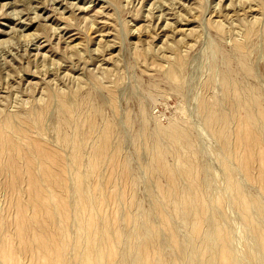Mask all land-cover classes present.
Listing matches in <instances>:
<instances>
[{
  "label": "rangeland",
  "instance_id": "374dc122",
  "mask_svg": "<svg viewBox=\"0 0 264 264\" xmlns=\"http://www.w3.org/2000/svg\"><path fill=\"white\" fill-rule=\"evenodd\" d=\"M5 114L43 178L0 162V264H264V0H0Z\"/></svg>",
  "mask_w": 264,
  "mask_h": 264
},
{
  "label": "bare ground",
  "instance_id": "6f19581e",
  "mask_svg": "<svg viewBox=\"0 0 264 264\" xmlns=\"http://www.w3.org/2000/svg\"><path fill=\"white\" fill-rule=\"evenodd\" d=\"M229 81H230V79H229ZM229 84H231V83H229ZM230 89L232 90V86L231 85H230ZM241 94H242V96H241V100L242 101H240V102H243V103L247 104V101H246L247 97L245 96V94L243 92H241ZM242 97H243V99H242ZM236 98H237L236 97V94L235 95L228 94V96L226 97V100H228L229 102L232 103L231 106H233V105L235 106L236 101H237ZM61 99L63 100V103L61 104L63 110H65L66 112H68L69 111V105H67V103L65 102L63 96H61ZM250 114L251 113L248 112V113H246V117L244 115L243 123L241 125L242 128H244V124H246V126H248V127H245V128L248 129L249 128V125L251 124V121L254 123V118ZM10 115L11 114H9V115H6L5 114V116H1L0 117V162L3 163V161H4L5 162V166H6V168L2 171V173H4V175H6V176L7 175H10L11 173H17L16 172V171H18L17 170V164H18L17 163V161H18L17 158H19L18 156H20V154H22V153L23 154L25 153V155L28 154V153L29 154L31 153V156L29 154L27 155V156H30V160L28 161V164L27 165H28V167H32V170L29 172L30 175H28L29 176V179H30L29 182L31 184H33V186L31 185L32 188H33L32 191H34L36 189L37 190H40V187H39L40 182H39V180L42 181L41 178H43V176L41 174H39L38 172H36L37 165L33 164V162L31 161L32 153L35 154V151L38 150V149L33 146L34 147L33 150H28L29 148L26 149L27 144L24 143V142H22V139H20V140L17 139V138L14 139V137L20 136L21 134H23V132H22V130L19 127H17L16 125H14L12 123V119H11V116ZM43 115H44V110H41L38 114H35L34 118L32 120H30V122L33 121L37 126H40V124L42 122V119H43ZM228 116L229 115H228L227 112L226 113H223V112H218L217 113L214 110L213 111L210 110L208 117L211 118L213 121L218 120L221 117L224 120V122H225L228 119ZM67 117L68 116H66V118ZM75 118H76L75 116H72V118H69V120L75 121ZM254 128H255V131H256V127H254ZM239 132H240V129H239ZM256 132H254V134L252 135L253 136L252 139L247 143V146H246L247 150L245 151V159H244V162H243L242 166L244 167V169L246 171H248V169L251 167V164L253 162H255V161L258 162L259 160H261L263 167L261 168V170L259 172V175H257V176L253 175L252 177L254 179H257L261 183H262V180H263L262 185L264 187V153L260 154L259 156H255L252 153V151H250L251 146H252V142L251 141L255 142L256 144H258V143L259 144H264V137H263L262 132L261 131L258 132L259 133V136L256 135ZM64 139H67L68 140L69 138L68 137L67 138L65 137ZM107 139H108V131L105 133V135H103V137L100 140L99 146L96 148L97 149L98 156H101V155H103V153H105V150L107 149ZM69 140H71V138ZM223 140H224V143H226V139H223ZM61 142L64 143V141H61ZM22 145H23L24 148L22 147ZM80 145H81V142L79 140L77 142V145L75 147L78 148V147H80ZM225 145H226V147L229 148V150H232L230 146H228L227 144H225ZM7 149H9V151L12 152V153H10L11 154L10 155V158L4 159L5 157H3L1 155H3L2 152H6L7 153L8 152V151H6ZM39 151H41V150H39ZM42 153L43 152H41L40 156L44 154V153L43 154ZM46 155H47V153H46ZM46 155L45 156H42V158H44V160L47 157ZM75 159H77V155H76V158ZM18 174L16 176H14L13 184H15L17 181L22 180L26 176V174H23V175L22 174L18 175ZM175 178H177V175L176 174H175ZM175 182H176V180L173 183L175 184ZM180 194H181V192H178L177 195H180ZM35 207L38 210H42L43 208H47L43 204L38 203L37 201H36ZM47 210H48V216H49L48 217L49 218L48 220H49L50 223H53L54 224V221L52 219L53 212L51 214V209H47ZM92 229L94 231V228H92ZM61 234H62V236L65 235V229L61 232ZM145 243H148V242H145ZM51 245L52 246H49L48 249H47V256H46V259H47L46 262L47 263L52 264V262H54V258H55V255L54 254H56V253L61 255V258H60V261H59L61 264H76L77 263L76 260H72V259H69V258H66L65 263H64V259L62 257V254L64 253V250L63 249L65 248V246L59 244V250H58V245L57 244H55L54 246H53V244H51ZM110 255H111V257H110V264H112L111 263V258H112L113 252L110 251ZM92 256H93V254L89 257V263L88 264H92V261H91ZM150 256H151V252L149 253V251L147 250L146 251L147 260L151 258ZM12 257H13V261H14L15 260V256H12ZM74 259H76V258H74Z\"/></svg>",
  "mask_w": 264,
  "mask_h": 264
}]
</instances>
